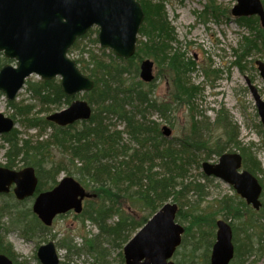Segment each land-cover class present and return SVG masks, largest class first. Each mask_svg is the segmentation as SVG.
<instances>
[{
	"label": "trees",
	"instance_id": "trees-1",
	"mask_svg": "<svg viewBox=\"0 0 264 264\" xmlns=\"http://www.w3.org/2000/svg\"><path fill=\"white\" fill-rule=\"evenodd\" d=\"M138 1L145 13L140 29L143 38L139 39L136 53L130 59L119 57L111 51L104 52L107 57L100 58L91 54L87 61L84 57L76 60L78 65L84 60L81 70L84 73L89 72V76L95 81L88 101L96 107L88 122L85 121L88 124L85 123L81 130L71 132L74 125L57 126L44 117L34 115L33 106L9 101L8 105L15 110L13 117L23 118L21 120L30 128L38 127L40 133L43 132L45 125H49L53 133L50 139L41 141L19 136V129L4 135L2 138L8 144L5 153L7 162L4 166L16 168L22 162L24 166L35 167L40 179L39 190L54 187L58 183L57 177L61 171L76 175L78 181L91 192V198L85 200L83 212L76 216L88 219L98 227L99 233L89 239V243L90 247L101 255L107 250L104 242L114 244L119 241L118 244L121 242L123 245L126 244L131 236L172 198L180 202L178 218L189 221L182 246L188 250L187 245H193L190 251L182 252L183 256L178 264H198L201 261L203 264H209L211 247L215 241L216 219L211 215L213 217L211 223L207 228H201L200 223L203 220L194 211V205L188 196L190 192H194L202 199L205 190L202 184L191 180L192 164L200 167L202 161L209 160L215 155L220 156L228 149L233 151V148H237L242 153L244 168L256 175L263 174L264 170L253 152L238 141L239 127L227 108L217 110L214 120L198 109L197 100L203 95V87L198 83H188V76L191 77L198 63L195 57L188 56V51L183 49L176 28L165 10V3H156L153 0ZM218 8L211 0V6L206 5L198 16L205 19L212 16L218 20L228 11L225 8L223 10ZM236 20L240 26H247L255 32L253 38L245 36L243 51L239 53V49L235 48V63L241 66L245 56L253 49L264 50V30L260 28L257 16L238 17ZM90 32L92 31L89 30ZM89 33H86L85 37ZM145 57H150L158 65L166 67H162L165 70H161L172 86V101L162 106L150 97L151 88L148 90L143 88L147 84L142 79L134 81L135 76L140 73L139 66ZM8 62L12 61L1 53L0 68ZM205 72L211 79L210 74L217 76L221 70L213 68L206 69ZM126 75L129 79L125 78ZM128 80L132 83H128ZM27 88L32 96L45 106L55 105L58 108L63 99L69 103L72 100L63 93L60 82L56 79H29ZM2 96L0 92V99ZM127 106L131 108L128 109ZM184 106L191 110L196 108L202 119L199 120L193 115L190 123L192 132L183 138H177V142L171 140L166 143L160 125L158 123L150 125L154 123L146 120V110L159 109L162 116L170 122L172 113L178 107ZM138 115H141V119H138ZM113 116L125 123L124 129L112 128L110 117ZM107 121H110L109 124ZM214 129L221 131L224 137L223 135L215 137ZM125 133L135 144L124 141ZM177 143H180L178 151L173 150ZM52 146L60 148L70 156L54 161L50 157ZM126 199H129L128 211L143 214L140 221H135L127 215V210L121 204ZM186 202L189 205H186ZM22 205L18 202L4 201L0 205V222L6 215H12L8 222L16 226L23 225L20 229L25 237H34L41 230L48 229L32 212L31 207L26 210ZM215 205L226 219H230L234 235L240 228L246 236L245 247L241 250L236 245L235 257L230 264H246L256 251L254 233L250 231L254 232L256 228L259 230L260 225L264 226V200L260 211H255L239 196L222 197ZM187 206L191 209L186 208ZM113 218L115 220L111 222ZM7 231L8 226L0 224V253L9 256L14 264H28L29 261L26 259L19 260L20 257L16 255L13 245L6 239ZM257 234L259 239L262 238L264 229ZM59 245L70 251L78 249L72 238L63 239ZM201 246L204 251H200ZM121 264H124L122 252Z\"/></svg>",
	"mask_w": 264,
	"mask_h": 264
},
{
	"label": "water",
	"instance_id": "water-1",
	"mask_svg": "<svg viewBox=\"0 0 264 264\" xmlns=\"http://www.w3.org/2000/svg\"><path fill=\"white\" fill-rule=\"evenodd\" d=\"M232 14L237 17L258 15L264 27L261 0H237ZM143 19L144 12L137 0H0V51L16 62V65L7 63L0 68V91L8 100H14L32 75L47 80L61 77V88L68 96L91 91L94 80L68 55L76 39L97 26L101 46L129 59L136 52ZM257 65L264 78V62L257 60ZM153 66L150 59L142 61L140 76L144 81L155 78ZM248 85L264 124V100L250 80ZM91 115L88 101L75 99L68 108L48 115L47 119L66 126L87 120ZM15 124L12 117L0 113V134L9 133ZM163 133L169 135L170 128L165 126ZM241 163L240 153L226 152L216 163L203 162V169L207 175H216L234 184L238 193L259 210L262 186L248 170L239 171ZM12 185L19 200L32 196L38 186L35 168L14 170L0 166V193L9 192ZM89 195L78 180L66 176L52 189L38 194L33 211L45 225H51L58 214L70 210L82 212L83 200ZM177 211L176 203H166L133 235L124 246L126 264H176L168 259L181 243L185 230L175 221ZM217 226L210 264H229L235 251L233 230L223 219L217 221ZM38 257L42 264L60 262L53 241L38 249ZM0 264L14 263L0 253Z\"/></svg>",
	"mask_w": 264,
	"mask_h": 264
},
{
	"label": "rangeland",
	"instance_id": "rangeland-1",
	"mask_svg": "<svg viewBox=\"0 0 264 264\" xmlns=\"http://www.w3.org/2000/svg\"><path fill=\"white\" fill-rule=\"evenodd\" d=\"M153 1L156 3H165V10L168 13L170 22L176 28L178 39L180 42H182L183 49L188 51V56L195 57V60L198 63V66L195 65V70L192 71L191 77L188 76V83H198L202 85L204 90L202 97L197 100L198 109L205 112L212 120H214L217 110L222 107L227 108L233 118V121L237 127H239L240 136L238 141L244 147L250 149V151L253 152V155H255L261 162L262 168L264 170V135L262 134L263 129L261 126V116L259 115L252 91L248 85V80H250L251 83L257 87L264 100V79L260 74L256 62L257 60L264 61V50L258 51L253 49L250 54L245 56L241 66L235 63V48L239 49V53L243 51L244 48L242 47L245 45V36L253 38L255 34V32L249 27L242 25L240 26L236 20L237 17L232 14V9L237 3V0H212V4H216L219 7L218 9H228L227 13L218 20L212 16H209L208 19L198 16L199 13L205 9L206 5L211 6V0ZM261 1L264 5V0ZM143 21L141 26L143 25ZM258 23L260 28L264 30L260 20ZM91 31L92 32L90 33L87 32L89 34L86 37L84 35L78 38L71 47L69 54L72 59L77 60L84 57L87 61L91 54L102 58L103 56L107 57V55H104V52L111 53V48L101 46L98 39V27H93ZM140 38L143 37L141 36L139 30L138 41ZM145 59H150V61L153 62V74L155 78L150 82L144 81L147 85H144L143 88H145V90L151 88L150 97H152L159 105L162 106L164 103L172 101V86L165 78L164 72H162V70H165L166 67L158 65L155 60L150 57H145L143 60ZM83 65L84 60L79 64V66L82 67ZM213 68L220 69L221 72H218L217 76H212L210 74L211 80L207 77V75H205V70H211ZM85 74L89 76V72H85ZM158 75L160 77L157 78ZM30 78L33 80H39L40 77L33 75ZM125 78L129 79V76L126 75ZM139 79H141L140 74L135 76L134 81H138ZM57 81H60V79ZM128 83L132 82L128 80ZM149 83L153 85L150 86L148 85ZM92 91L93 89L88 92L84 91L78 93L77 95L71 96L72 100L70 103L63 99L60 106L57 108L55 105L51 107L45 106V104L41 103L39 99L32 96L31 91H29L26 85L17 94L16 101L33 106L34 115L46 118L48 115L54 112L68 108L71 102L75 99L88 100L89 94H91ZM91 107L93 115L94 107H96V105H92ZM127 108L130 109L131 106H127ZM0 113H3L8 117H13V113H15V110L12 108V106L8 105L6 96L1 97L0 99ZM193 115H196L197 119L199 120L202 119V116L198 114V110L196 108L191 110L187 109L185 106L178 107L175 112L172 113L170 116V122L165 119L164 116H162V112H160L159 109L147 108L145 113L146 120L148 122L151 121L154 123L150 125H155V123L160 125L162 136L165 137L166 143L171 140L176 141L177 138H183L192 132V129H190V123ZM196 117L194 119H196ZM13 118L17 121V125L14 129H19V136L23 138L31 137L30 139L32 141H41L51 138V134L53 133L51 126L45 125L43 132L40 133V129L38 127L30 128L24 120H21L23 118L18 116ZM138 119H141V115H138ZM110 121L112 123L113 129L116 128L121 130L125 127V123L120 121L115 116L110 117ZM110 121H107V123L109 124ZM86 122L84 120H78L72 124H69L75 126L74 128H71V132L83 129ZM69 125L62 127H67ZM165 126L171 130L169 135L163 133ZM213 135L218 138L223 134H221V131L218 129H214ZM2 137L3 136H0V165H4L7 162L5 153L8 148V144ZM123 137L124 141L135 144V142L130 140V137L126 133L123 135ZM179 144L180 143H177L174 149H171L178 151V149H180ZM227 151H229V149ZM233 151H239V149L233 148ZM50 152V157H52L54 161H59L63 158L67 159L70 156L55 146H52ZM209 160L211 162H215L218 160V156L215 155ZM18 165L19 167L15 168L17 170L26 166H24L22 162H20ZM67 175H70L69 172L61 171L57 177V180H60ZM73 176L76 175L73 174ZM191 177V180H196V182L202 184L204 186L203 190H205V194H202V199H199L200 196L194 192H190L188 196L192 205H194V211L200 215V219L203 220L200 223L201 228L205 229L207 228L208 224L211 223L213 218L211 215H214V219L216 220L223 219L229 222L230 219H226L222 211L219 210V207H215V204L216 201L222 197H237V193L233 186L220 178L205 176L202 166L200 165V167H198L194 163L191 166ZM260 177L264 186V172L260 175ZM89 193L90 196H88L87 199L91 198V192ZM34 198L35 196L21 200V202L18 201V199L14 196L10 197L9 194L1 193L0 205H2L4 201L18 202L19 205L23 204L22 207L26 210L28 207H31L32 210ZM128 200L129 199H126L123 201V203H121L123 204L125 210H127V215H129V217L135 221H140L143 218V214L131 210L128 211ZM168 202H174V200L171 198L168 200ZM176 203H178L180 206V202ZM186 205H189V203L186 202ZM186 208L190 207L187 206ZM11 216L12 215L8 214L3 217V220H1L0 224L2 226L4 223V225L8 226L6 239L13 245L16 255L20 257L19 260L26 259L29 261L28 264L38 263L37 251L42 244H45L50 240L57 244L64 238H72L73 243H75L77 246L76 248L80 249L70 251L64 246H58V244L57 247L60 256V264H121V252L123 251L125 244L123 245V242L118 244L119 241L115 242L114 244L112 242L106 241L103 245L107 250L103 253V255L98 254L90 247L89 243V239H92L99 233L98 227L88 219L77 217L74 211H69L67 214L57 216L52 226L48 227V229L41 230L38 234L34 235V237H25L22 234L20 228H22L23 225L18 224V226H16L15 224L9 223L8 221ZM114 218L111 220V222L115 220ZM178 221L184 226H188V220H180L178 218ZM233 224H235V222ZM263 229L264 226L260 225L259 230L256 228L254 229V232L250 231L251 233H254L253 235L256 251L249 257L246 264H264V235L259 239L257 234V232ZM193 233L195 234L194 230ZM234 237L235 238L233 242L235 247L238 245L242 250L245 247V234L239 228L237 229V233L234 235ZM191 238L192 237H190V239ZM187 246L188 250L181 245L178 248V251L175 252L172 259L177 264L180 263L182 259V252H188L193 247L192 244ZM200 251H204L203 247L200 249ZM198 264L203 263L201 261Z\"/></svg>",
	"mask_w": 264,
	"mask_h": 264
},
{
	"label": "flooded vegetation",
	"instance_id": "flooded-vegetation-1",
	"mask_svg": "<svg viewBox=\"0 0 264 264\" xmlns=\"http://www.w3.org/2000/svg\"><path fill=\"white\" fill-rule=\"evenodd\" d=\"M254 16H257V17L259 18V20H260V17H259L258 15H254ZM261 126H262L263 134H264V125H263V123H261ZM239 153H241V151H240ZM241 155H242V153H241ZM244 170H248V171L251 172L256 178L258 177V178H259V179L257 178L258 181H259V180H262L261 177H260L261 174L256 175V174H254L252 171H250L249 169L244 168V166H243V156H242V163H241V167L239 168V171L242 172V171H244ZM232 186H233V188L235 189V191L238 192L237 189L235 188L234 184H232ZM263 196H264V188H263V185H262V192H261V195H260V201H261V203H262L261 207L263 206ZM245 202H246V201H245ZM246 203H247V202H246ZM249 206H250V207H254L252 204H250Z\"/></svg>",
	"mask_w": 264,
	"mask_h": 264
}]
</instances>
